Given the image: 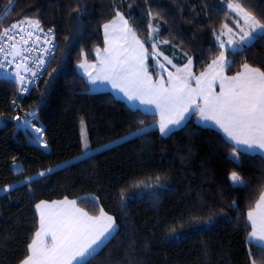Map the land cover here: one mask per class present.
I'll return each mask as SVG.
<instances>
[{
    "label": "trees",
    "instance_id": "1",
    "mask_svg": "<svg viewBox=\"0 0 264 264\" xmlns=\"http://www.w3.org/2000/svg\"><path fill=\"white\" fill-rule=\"evenodd\" d=\"M247 2L264 15V0ZM78 7L83 12L77 19ZM116 10L131 17L145 41L155 77L150 21L159 24L158 49L178 66L191 56L198 74L220 52L213 32L219 35L224 24L235 28L237 19L225 15L222 0H0V30L38 18L43 29L54 28L56 44L54 58L27 96L18 94L12 79H0V189L9 188L0 194V264H19L27 254L38 228L35 205L65 198L89 215L103 209L116 223L91 264H252L253 259L261 264L264 248L249 239L247 213L264 190V159L242 155L236 166L222 134L192 118L162 137L154 114L130 108L110 92H90L77 72L82 59L94 60V50L103 45L102 26ZM230 53L227 75L245 62L264 70V40ZM30 111L35 115L24 117ZM17 116L30 123L17 124ZM81 125L91 150L140 127L147 131L79 158ZM38 135L48 150L34 143ZM41 171L46 175L39 176ZM232 171L241 174L244 186L231 184Z\"/></svg>",
    "mask_w": 264,
    "mask_h": 264
},
{
    "label": "snow or ice",
    "instance_id": "2",
    "mask_svg": "<svg viewBox=\"0 0 264 264\" xmlns=\"http://www.w3.org/2000/svg\"><path fill=\"white\" fill-rule=\"evenodd\" d=\"M222 2L227 6L225 15L234 13L238 17L234 21L238 32H234L227 24L222 25L229 34L227 46L220 40L224 31L219 35L213 32L220 41L221 51L199 76L192 73L193 59L188 56L183 68H177L176 73L168 72L167 82L163 79L153 81L150 66L146 63L148 56L145 41L139 39L137 30L131 26V17L126 18L118 10L114 18L102 26L105 36L103 54L99 48L96 49V63L88 64L84 58L78 67L85 70L90 84L106 82L129 102L138 101L141 105L154 107L159 116L157 126L162 137L169 136L174 129L182 128L193 115L201 122H211L224 134L231 146V159L239 166L242 155H259L264 159V70L245 62L241 71L235 75H225V71L232 66V62L226 59V53L231 49L230 54H239V51L244 50L243 46L264 40V15L253 11L247 0ZM10 3L14 4L15 0H10ZM73 11L78 13V19L83 9L78 7ZM148 15L153 17L154 14L149 11ZM148 27V39L156 40L152 43L151 59L156 66L167 71L165 64L158 59L161 55L157 50L159 37H154V33L159 31V24L154 25L150 21ZM36 32L44 33L41 22L38 18L29 17L0 30V70L4 72L6 80L11 78L20 86L19 91L22 93L27 92L34 82L28 80L25 74L35 78L47 63L43 55L39 58L25 55L39 47L34 42L28 46ZM17 33L21 34L19 41L16 39ZM44 35L47 42L52 43L54 28H49ZM5 39L9 42L5 43ZM35 39L39 40L40 37L37 35ZM168 42L163 41L165 44ZM52 51L53 48L43 49V52L49 54ZM81 57H85L83 51ZM164 60L168 64L172 63L166 56ZM8 66L14 67L15 71L9 72ZM191 80L195 81V87L191 86ZM217 83L218 92L213 87ZM34 115V112L26 113V116ZM14 119L25 125L30 123L21 120L19 116ZM139 123L143 125L144 122ZM35 131L42 136L39 128ZM146 131V128L140 127L131 135L137 136ZM81 143L83 152L91 151L83 131ZM41 146L46 148L47 144L41 140ZM47 171L51 172L52 169ZM45 175L44 171L39 173L41 177ZM159 179L156 177L157 181ZM229 180L233 186L245 185L238 171H232ZM23 183L27 184L28 180ZM0 191L8 192L9 188ZM35 207L39 214V226L27 244V254L19 264H91L95 254L105 246V241L116 230L114 218L103 209H100L99 215H89L77 206L75 200L65 198L51 204L40 201ZM247 218L251 226L249 239L264 242V190L260 192L254 207L248 211ZM252 264H257L255 259ZM261 264H264V260Z\"/></svg>",
    "mask_w": 264,
    "mask_h": 264
},
{
    "label": "crops",
    "instance_id": "3",
    "mask_svg": "<svg viewBox=\"0 0 264 264\" xmlns=\"http://www.w3.org/2000/svg\"><path fill=\"white\" fill-rule=\"evenodd\" d=\"M112 20V19H111ZM102 37H103V48H99L100 50H101V54H103V49H104V47H105V36H104V31H103V27H102ZM147 56H148V58H149V54H148V52H147ZM96 61H97V57H96V50H94V60L93 61H90V62H87L88 64H93V63H96ZM146 63L148 64V59L146 60ZM205 68H207V67H205ZM90 70V69H89ZM205 70V69H204ZM203 70V71H204ZM202 71V72H203ZM240 71H241V69H240ZM77 72L83 77V79H84V81L87 83V85H88V88H89V91L90 92H93V93H95V92H105V91H107V92H110L115 98H117V99H119V100H122L125 104H127L130 108H134V109H139V110H141V111H143V112H145V113H150V114H154L155 116H156V118H157V121L159 120V116L156 114V110H155V108L154 107H152L151 105H141V104H139V102L138 101H133V102H129L128 100H127V98L126 97H124L123 96V94L122 93H120V92H118L117 90H115V89H113L112 88V86L110 85V84H108V83H97V84H90L89 82H88V77H87V75H86V73H85V70L84 69H81V68H79L78 66H77ZM199 74H201V72L200 73H198L196 76H199ZM225 74V73H224ZM226 75V74H225ZM158 79H163L165 82H167V80H168V76H167V74L165 73V72H163L162 70L161 71H156V77L155 76H153V81H155V80H158ZM190 83H191V86L192 87H195V81H190ZM213 87H214V90L215 91H219V84L217 83V84H215V85H213ZM193 120H194V122L197 124V125H200V126H204V127H210V128H212V129H215V130H217L218 132H220L221 134H222V136L225 138V136H224V134L218 129V128H216L211 122H201V121H199L198 120V117L196 116V115H193L192 117H191ZM190 118V119H191ZM187 122V121H186ZM185 122V123H186ZM155 126H157V122H156V124H155ZM158 127V126H157ZM174 130H177V129H174ZM173 130V131H174ZM226 139V138H225ZM227 140V139H226ZM62 200H64V199H62ZM62 200H55V201H62ZM45 202H47V203H49V204H51L53 201H45ZM38 204V203H37ZM36 206V205H35ZM35 212H36V214H37V216H38V226H39V214H38V212H37V210H36V207H35ZM99 215V214H98ZM249 225H250V223H249ZM251 227V226H250ZM113 235V234H112ZM254 241V243L255 244H257V245H262V243H260V242H257V241H255V240H253ZM106 242V241H105ZM263 246V248H264V245H262ZM261 246V247H262Z\"/></svg>",
    "mask_w": 264,
    "mask_h": 264
},
{
    "label": "rangeland",
    "instance_id": "4",
    "mask_svg": "<svg viewBox=\"0 0 264 264\" xmlns=\"http://www.w3.org/2000/svg\"><path fill=\"white\" fill-rule=\"evenodd\" d=\"M234 14V13H233ZM235 15V14H234ZM237 19H238V17H237ZM18 22V21H17ZM14 23V22H13ZM12 24V23H11ZM11 24H5V25H3L2 26V28H1V30L3 29V28H7V27H9ZM228 27H230V28H232L231 26H228ZM234 27L235 28H232L233 29V31L234 32H238V29L236 28V26H235V23H234ZM47 30L48 29H44V32H47ZM221 31H224V35H222V36H220V40H223L224 42H225V44H226V46H227V42H228V40H229V34L227 33V31L225 30V29H222ZM220 31V32H221ZM38 34H40V32H36L35 34H34V36H36V35H38ZM34 36L31 38V40L29 41V45L28 46H30L31 44H32V40L34 39ZM16 37L17 38H20L21 39V34L20 33H17V35H16ZM103 38V37H102ZM236 39H238V37H236ZM45 41V45L46 46H48V48L50 47V46H52V44L51 43H48L47 42V40L46 39H44ZM54 40H55V37H54ZM19 41V40H18ZM219 43H220V41L219 40H217V45L219 46ZM50 45V46H49ZM158 45H160V44H157V50L161 53V55L158 57V59H160V61L162 62V63H164L165 64V67L167 68V71H163L162 69H160L158 66H156V64H155V61L153 60V66L156 68L155 70H159V71H163V72H165L166 74H167V76H168V72H172V73H176V70H177V68H183L184 67V65L187 63H184L183 65H181V66H178V65H176V63L175 62H173V60H171L169 57H168V59H170L171 61H172V63L171 64H168L167 63V61H165L164 60V57L166 56L165 54H163L159 49H158ZM246 46V45H245ZM244 47V46H243ZM101 48H103V45H102V47ZM98 49V48H97ZM96 50V49H95ZM151 50H152V44H151ZM220 51H221V49H220ZM229 51H231V49H229ZM25 55L27 56V55H30L29 53H25ZM152 55H153V51H152ZM53 57H54V55H53ZM52 57V58H53ZM167 57V56H166ZM227 59V58H226ZM87 62H90V61H88L87 60ZM211 63V62H210ZM209 63V64H210ZM173 65H175V67H173ZM78 66V65H77ZM208 66V65H207ZM206 66V67H207ZM10 67H12V66H10ZM13 68V70L11 69V72H14L15 71V69H14V67H12ZM76 69H77V67H76ZM206 69V68H205ZM191 71H192V66H191ZM192 73H193V71H192ZM194 74V73H193ZM225 74H226V71H225ZM26 76H28L29 74H25ZM194 75H197V74H194ZM200 75V74H199ZM227 75V74H226ZM235 75V74H234ZM191 81H194V80H191ZM19 86V85H18ZM82 131L86 134V130H85V127H84V125H81V129H80V135H81V133H82ZM130 136H132V135H129V136H126V137H124V138H122V139H119V140H114V141H112V142H110V143H108V144H105V145H103V146H101V147H98V148H96V149H94V150H91V151H89V152H84L79 158H82V157H84V156H86V155H88V154H91V153H95V152H98V151H100V150H103V149H105V148H108V147H110V146H113V145H115V144H118L119 142H121V141H123V140H125V139H127V138H129ZM41 140L43 141V143H45L44 142V140L42 139V137L41 136H35V139H34V143L36 144V145H38L40 148H42V149H44V150H48V146L45 148V147H42L41 146ZM69 163V162H68ZM67 164V163H66ZM18 168H19V166L18 165H14V171L15 172H17L18 171ZM2 189H4V188H2ZM2 189H0V190H2ZM1 193H3V191H0V194ZM247 220H248V218H247ZM248 223H249V221H248ZM253 243H254V241L253 240H251ZM257 242H259V241H257ZM260 243H262V245H264V242H260ZM262 245H260V246H262ZM263 247V246H262Z\"/></svg>",
    "mask_w": 264,
    "mask_h": 264
},
{
    "label": "built area",
    "instance_id": "5",
    "mask_svg": "<svg viewBox=\"0 0 264 264\" xmlns=\"http://www.w3.org/2000/svg\"><path fill=\"white\" fill-rule=\"evenodd\" d=\"M44 33H46V32H44ZM44 33H40V34H38V36L40 37V39L39 40H36L35 39V37L37 36H34V39L31 41L32 43L34 42V43H36V44H38L39 45V47H37V48H34V50H33V52L30 54V55H35L36 57H40L41 55H43V57H44V59L47 61V63H46V65H45V67L49 64V62L52 60V57H53V55H54V53H55V40H54V38H53V40H52V46H50L49 48H53V51L49 54V53H45V52H43V49H45V48H48V46H46L45 45V40L44 39H46L45 38V35H44ZM16 39L17 40H20V38H17L16 37ZM9 41H7V39H5V43H8ZM11 69L13 70V68L12 67H10V66H8V71L9 72H11ZM43 70H44V68L43 69H40V71H39V73H38V75L35 77V78H33V77H31V75L29 74L28 76H27V79L28 80H34V82L33 83H31V85L29 86V90L27 91V92H20L19 91V88H20V86H18V94L21 96V97H23V96H27L28 95V93H29V91H30V89H32L34 86H36L38 83H39V81L41 80V78H42V76H43ZM5 78V74H4V72L2 71V70H0V79H4ZM10 79V78H9ZM15 102V103H14ZM18 104H19V102L17 101V100H13L12 101V103H11V105H12V107H14L15 109H18ZM21 120H22V118H21ZM0 122H1V120H0ZM21 121H18L17 120V123L19 124Z\"/></svg>",
    "mask_w": 264,
    "mask_h": 264
},
{
    "label": "water",
    "instance_id": "6",
    "mask_svg": "<svg viewBox=\"0 0 264 264\" xmlns=\"http://www.w3.org/2000/svg\"><path fill=\"white\" fill-rule=\"evenodd\" d=\"M30 112H34V113H35V111H30ZM27 117L31 118V117H33V116H27Z\"/></svg>",
    "mask_w": 264,
    "mask_h": 264
}]
</instances>
